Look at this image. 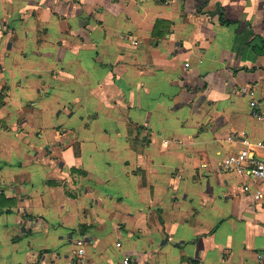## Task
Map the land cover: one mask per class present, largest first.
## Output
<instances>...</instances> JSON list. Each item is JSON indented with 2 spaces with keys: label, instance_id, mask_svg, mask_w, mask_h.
I'll list each match as a JSON object with an SVG mask.
<instances>
[{
  "label": "crops",
  "instance_id": "1",
  "mask_svg": "<svg viewBox=\"0 0 264 264\" xmlns=\"http://www.w3.org/2000/svg\"><path fill=\"white\" fill-rule=\"evenodd\" d=\"M0 95V264H258L264 0H0Z\"/></svg>",
  "mask_w": 264,
  "mask_h": 264
},
{
  "label": "built area",
  "instance_id": "2",
  "mask_svg": "<svg viewBox=\"0 0 264 264\" xmlns=\"http://www.w3.org/2000/svg\"><path fill=\"white\" fill-rule=\"evenodd\" d=\"M252 93V92H251ZM259 118L262 120V126H263V133H264V117L259 115ZM233 136H229L228 139H232ZM241 142L244 144V147L240 149L236 153L229 154L223 159V167L225 170L235 171L237 173H242L243 168L245 166H250L251 172L253 175L264 181V159H250L249 158V149H250V141L247 137L242 136L240 137ZM256 146L261 147L264 149V134L263 138L261 140H257ZM255 198H260L261 194L256 193ZM76 245L79 246L77 252L79 255L83 254V248L82 244L83 241L81 239H78L75 241ZM119 245V243H117ZM119 264H132L131 258L127 255L123 256L119 262ZM258 264H264V253L260 255V259L258 261Z\"/></svg>",
  "mask_w": 264,
  "mask_h": 264
},
{
  "label": "trees",
  "instance_id": "3",
  "mask_svg": "<svg viewBox=\"0 0 264 264\" xmlns=\"http://www.w3.org/2000/svg\"><path fill=\"white\" fill-rule=\"evenodd\" d=\"M222 22H227L226 20H222ZM1 104H2V96L0 95V107H1ZM73 172H77L76 170L73 169ZM80 172V171H78ZM83 228V225H79V229H82Z\"/></svg>",
  "mask_w": 264,
  "mask_h": 264
}]
</instances>
